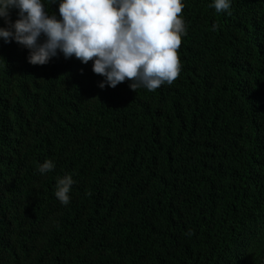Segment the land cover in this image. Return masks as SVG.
<instances>
[{
    "label": "trees",
    "instance_id": "16d2710c",
    "mask_svg": "<svg viewBox=\"0 0 264 264\" xmlns=\"http://www.w3.org/2000/svg\"><path fill=\"white\" fill-rule=\"evenodd\" d=\"M182 3L180 74L154 91L0 37V264H264V0Z\"/></svg>",
    "mask_w": 264,
    "mask_h": 264
},
{
    "label": "clouds",
    "instance_id": "9594fccd",
    "mask_svg": "<svg viewBox=\"0 0 264 264\" xmlns=\"http://www.w3.org/2000/svg\"><path fill=\"white\" fill-rule=\"evenodd\" d=\"M214 7L225 11L229 0H214ZM11 8L19 9L20 18L11 26L14 32L0 27V37L31 49L33 65L47 64L59 49L65 58L94 61L93 72L113 88L127 79L134 81V91L141 86L154 91L179 77L178 49L186 32L182 0H60L61 19L48 16L42 0H0V17L7 19ZM41 34L47 39L38 44ZM53 167L45 161L39 171ZM72 184L71 175L57 180L55 195L62 204L69 203Z\"/></svg>",
    "mask_w": 264,
    "mask_h": 264
}]
</instances>
